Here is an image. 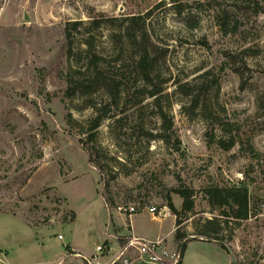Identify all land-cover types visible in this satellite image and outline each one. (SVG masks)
<instances>
[{
  "label": "rangeland",
  "instance_id": "1",
  "mask_svg": "<svg viewBox=\"0 0 264 264\" xmlns=\"http://www.w3.org/2000/svg\"><path fill=\"white\" fill-rule=\"evenodd\" d=\"M234 3L0 0V264H85L81 255L88 264H144L132 249L120 252L131 232L162 238L172 251L175 229L184 235L179 264H264V0ZM131 13H148L146 27L165 49L157 98L178 149L158 136L153 97L129 74V52L114 36ZM93 19L100 22L90 28ZM85 39L103 57L99 67L122 83L114 102L102 89L66 96L67 78L91 74ZM115 57L121 70L113 69ZM203 79L198 104L176 90ZM225 123L237 127L228 149L218 144L229 142ZM92 144L99 164L83 148ZM241 182L249 217L230 220L222 243L198 234L205 219L224 218L203 188ZM185 187L192 210L173 214L168 204L179 212L175 189ZM127 203L137 208L130 219L117 210ZM151 204L154 215L145 209ZM96 245L108 254L94 259Z\"/></svg>",
  "mask_w": 264,
  "mask_h": 264
},
{
  "label": "trees",
  "instance_id": "2",
  "mask_svg": "<svg viewBox=\"0 0 264 264\" xmlns=\"http://www.w3.org/2000/svg\"><path fill=\"white\" fill-rule=\"evenodd\" d=\"M235 8H240L242 6V1L247 0H234ZM146 15L144 14H126L121 17L120 23L118 25V30L114 33L119 40H122L123 44L126 46L129 52L130 66L128 67L129 74L136 77L141 88L145 91L146 95L153 97L152 105L155 108L157 116L161 119V125L159 128V137L168 148L173 147L178 149L179 140L177 138L172 139V126L169 120L166 119L165 113L161 110L157 96L161 94L162 90L160 83L165 82L164 80L156 82L159 78V72H157L159 67V62L165 53V49L158 47L157 43L152 39L149 30L146 27ZM100 21L93 19L89 22L90 28L98 26ZM227 22L223 20L220 25L224 28ZM79 24L78 21L72 23V27L75 29L76 25ZM195 25H191L194 27ZM190 27V25H189ZM66 37H69V33H66ZM84 44L86 45V63L85 68L91 70V74L87 78L81 77H69L67 78L66 96H72L75 93H80L81 95H88L95 92L98 89H102L107 94V98L114 102V99L118 95L119 89L122 86L120 79L116 76H109L106 67L101 66V61L103 57L99 54L92 52V44L88 39H85ZM117 51V50H116ZM70 53V49L68 50ZM123 67L122 59L115 57L113 69L121 70ZM118 68V69H117ZM79 74H82L79 69L75 70ZM113 73V71H111ZM205 74H208L206 72ZM205 74L203 77L205 78ZM120 75V74H119ZM204 85V79L200 81L198 85H190L188 83L178 84L176 90L185 96H189L190 102L193 104H198L199 99L197 97L198 88H202ZM106 108V107H104ZM100 116L95 117L90 121L88 128L86 129V141L91 142L93 139V133L91 132L97 127L99 123ZM224 131L229 134V142L225 144L223 139L218 140L224 149H228L233 145L232 130H234L236 125L234 123H225ZM89 153V160H93L90 155L92 150L95 149V145L92 144L88 147H83ZM250 151L251 150V147ZM96 152V151H95ZM92 156V155H91ZM94 161V160H93ZM96 164H99L95 159ZM175 192L181 197V207L180 211H176L172 203L168 204L169 209L173 214L183 213L192 210L193 207V190L188 188H178ZM202 197L207 201L208 205L212 208H217L221 212V216H224L223 220L219 217L212 216L203 221L201 229L197 232L203 236H207L213 240H217L220 243L222 240V232L224 226L230 221H240L245 220L249 217L251 213V203L250 196L248 195L247 185L241 182L240 185H223L220 186L216 183H211L205 186L202 190ZM176 224L180 222V219H176ZM174 241L177 243V248L179 247L180 253L183 249L184 244L179 242L184 240V235L179 233L177 229L174 230ZM85 262V261H84ZM85 264H88L85 262ZM252 264V263H250ZM262 264V263H256Z\"/></svg>",
  "mask_w": 264,
  "mask_h": 264
},
{
  "label": "built area",
  "instance_id": "3",
  "mask_svg": "<svg viewBox=\"0 0 264 264\" xmlns=\"http://www.w3.org/2000/svg\"><path fill=\"white\" fill-rule=\"evenodd\" d=\"M260 206H264V203L260 204ZM259 207V205H258ZM145 209L152 215L156 210L155 205H148ZM117 210L129 219L133 214L136 213V206L134 203H127L123 207L117 206ZM165 215V213L163 214ZM154 217V216H153ZM61 236L58 235V238ZM127 249H132L136 253L135 260H139L138 262L144 264H179L181 261V253L179 250H169L162 238L156 239H148L143 237H137L131 235L127 238L125 244L121 247V251L123 252ZM108 253L109 249H105L104 246L96 245L95 246V255L93 256L94 259L97 257V254L100 255L103 252ZM79 255V254H78ZM82 258L90 263V258L84 255H81ZM98 262V261H96ZM128 260L124 261V264L130 263Z\"/></svg>",
  "mask_w": 264,
  "mask_h": 264
},
{
  "label": "crops",
  "instance_id": "4",
  "mask_svg": "<svg viewBox=\"0 0 264 264\" xmlns=\"http://www.w3.org/2000/svg\"><path fill=\"white\" fill-rule=\"evenodd\" d=\"M131 234L132 235H134L132 232H131ZM134 236H136V235H134ZM137 237H142V236H137ZM71 250L74 252L73 254L74 255H78L79 253L78 252H76L73 248H71ZM110 250V249H109ZM108 254V253H107ZM106 256V255H105Z\"/></svg>",
  "mask_w": 264,
  "mask_h": 264
},
{
  "label": "water",
  "instance_id": "5",
  "mask_svg": "<svg viewBox=\"0 0 264 264\" xmlns=\"http://www.w3.org/2000/svg\"><path fill=\"white\" fill-rule=\"evenodd\" d=\"M227 249H228V251H229V253H230V255H231L232 259H233V255H232L230 249H229V248H227ZM233 261H234V260H233ZM234 263H235V262H234Z\"/></svg>",
  "mask_w": 264,
  "mask_h": 264
}]
</instances>
